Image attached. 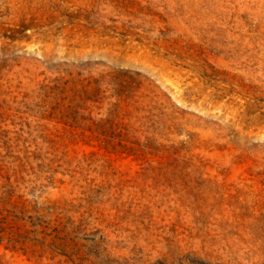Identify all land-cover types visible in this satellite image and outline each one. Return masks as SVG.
Segmentation results:
<instances>
[{
	"label": "rangeland",
	"instance_id": "374dc122",
	"mask_svg": "<svg viewBox=\"0 0 264 264\" xmlns=\"http://www.w3.org/2000/svg\"><path fill=\"white\" fill-rule=\"evenodd\" d=\"M17 196L116 264H264V0H0L6 230Z\"/></svg>",
	"mask_w": 264,
	"mask_h": 264
},
{
	"label": "trees",
	"instance_id": "16d2710c",
	"mask_svg": "<svg viewBox=\"0 0 264 264\" xmlns=\"http://www.w3.org/2000/svg\"><path fill=\"white\" fill-rule=\"evenodd\" d=\"M4 193L12 195L11 191ZM10 198L11 196L7 197ZM4 200L5 198L2 201ZM16 201L21 203L22 207L29 205L34 215L29 214L26 218L14 216L22 221V225L15 229L10 226L6 230L2 224L0 225V245L5 249L19 250L23 254H37L40 258L66 257L72 264L117 263L96 249L98 243H94L93 238L82 232L81 223L76 224L71 218L64 220L54 218L51 223V219L39 217L36 202L21 199L20 196L16 197Z\"/></svg>",
	"mask_w": 264,
	"mask_h": 264
}]
</instances>
